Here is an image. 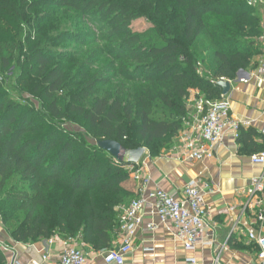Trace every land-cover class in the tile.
Masks as SVG:
<instances>
[{"label":"trees","instance_id":"trees-1","mask_svg":"<svg viewBox=\"0 0 264 264\" xmlns=\"http://www.w3.org/2000/svg\"><path fill=\"white\" fill-rule=\"evenodd\" d=\"M163 1L171 5L168 16L154 0H0V219L16 242L59 234L81 238L95 251L113 249L121 208L139 197L143 181L99 143L162 156L189 116L191 92L195 103L221 101L218 83L235 80L260 55L262 18L248 0ZM56 9L76 14L91 29L72 34L91 50L88 68L109 57L103 68L121 79L118 94L126 85L140 86L135 103L95 97L100 85L111 83L96 77L62 106L66 73L54 65L62 57L36 32ZM140 19L153 28L134 32ZM25 25L31 31L25 33ZM11 77L14 91L37 96L40 107L12 97ZM67 123L81 124L85 133L68 130ZM256 137L240 126V153L263 152ZM6 261L0 250V264Z\"/></svg>","mask_w":264,"mask_h":264},{"label":"crops","instance_id":"crops-1","mask_svg":"<svg viewBox=\"0 0 264 264\" xmlns=\"http://www.w3.org/2000/svg\"><path fill=\"white\" fill-rule=\"evenodd\" d=\"M254 4L264 31V0H254ZM258 45L261 53L250 68L240 70L235 80H226L231 83V90L226 97L222 95V100L228 103L232 119L245 130H254L258 134L255 141L264 145V85L259 78V69L264 65V32ZM191 94L194 95L187 104L196 106L197 93ZM256 154L259 153L253 155ZM253 155L240 153L234 131L226 128L223 144L210 159L185 158L179 137L162 156L149 157L147 161L143 158L139 165L144 170L143 177L150 178L149 191L160 188L178 196L189 184L204 190L208 226L203 240L194 250L187 251L176 240L173 223L162 222L153 205L146 203L142 210L143 223L136 229L126 264H178L191 257L202 264H259V246L249 235L264 231V224L258 220L264 214V192L250 196L249 191L256 179L264 184V165L254 164ZM62 240L67 241L57 234L48 240L18 243L0 228V250L6 255L5 264H60ZM71 244L84 251L89 264H107L105 257L109 250L95 251L81 238H74ZM119 244L117 238L113 248ZM46 254L51 256L48 261L43 258Z\"/></svg>","mask_w":264,"mask_h":264},{"label":"built area","instance_id":"built-area-1","mask_svg":"<svg viewBox=\"0 0 264 264\" xmlns=\"http://www.w3.org/2000/svg\"><path fill=\"white\" fill-rule=\"evenodd\" d=\"M251 4L255 5L254 2ZM259 78L264 85V65L259 69ZM239 127L240 125L232 119L227 102L199 99L196 102L195 112L185 120L184 127L178 136L184 157L194 161L212 158L216 150L223 144L226 128L232 129L237 139ZM252 161L256 165H264V151L253 155ZM131 171L134 172L138 180L143 181V188L138 198L132 200L128 206L121 208L118 235L120 244L117 248L107 252L105 262L107 264H126V256L133 250L136 229L143 223L142 210L146 203L153 205L162 222L171 221L173 223L175 238L183 244L187 251L194 250L196 245L203 240L208 226L209 211L204 201V190L198 185L189 184L181 190L178 196L170 195L160 188L149 191L150 178L143 177L142 166L139 164L133 166ZM263 192L264 184L261 180L256 179L249 191L250 196ZM258 220L264 224V214H261ZM149 228L154 229L155 227L149 226ZM249 236L259 246V264H264V231L258 234L251 233ZM66 240H62L63 249L60 264H89L84 251L72 246L74 238ZM50 243H53L52 239ZM43 258L44 261H48L51 256L46 254ZM178 264L202 263L191 257Z\"/></svg>","mask_w":264,"mask_h":264},{"label":"rangeland","instance_id":"rangeland-1","mask_svg":"<svg viewBox=\"0 0 264 264\" xmlns=\"http://www.w3.org/2000/svg\"><path fill=\"white\" fill-rule=\"evenodd\" d=\"M154 2L156 3V7L159 12L165 13L166 16L169 15L171 7L169 3L164 2L163 0H154ZM50 13L51 18L48 21L43 22L36 29V32L45 39V44L47 47L51 48L60 57H62L54 64L62 67L66 73L68 90H65L59 94L62 98V106H64V98L66 99L68 97L67 95L79 91L87 81H90L96 77L102 79L109 77L111 79V83L109 85H100L95 97L107 98L111 102H113L116 98H120L123 99V102L125 103L128 101L135 103L136 99L138 98V93H140V86L132 84L126 85V90L122 94H118L120 92V86L122 85L119 82L121 79L117 78L115 74H108L106 72L108 67L103 68L111 61L109 57H102L100 64L93 68H88L90 65L89 63L93 61L91 50L84 48L81 44H79L72 34L75 32L90 31L91 29L85 24L81 23L82 21H79L78 16L74 13L58 9L53 12L51 11ZM152 28V24L146 19L136 20L132 24V30L137 33H143ZM31 29V25H25L24 27L25 33L31 31ZM97 49H101V46H97ZM210 64L211 63H209L208 66L203 65L202 71L208 72L207 69L210 67ZM14 81V77H11V79L7 81L8 87L11 91H13L12 97L17 100L29 99L36 107H40V102L37 96L27 95L22 98L19 92L14 91ZM130 96L131 98L133 97V100H128ZM187 105L189 106L188 108L190 109V113H194V104L189 102ZM162 108V106H158L154 110V116L156 119H160L164 116ZM66 128L72 132L85 133V130L81 124L67 123ZM149 157L151 158L149 152L147 151L146 155L144 156V160L147 161ZM0 228L10 235L6 227L3 225L1 219Z\"/></svg>","mask_w":264,"mask_h":264},{"label":"water","instance_id":"water-1","mask_svg":"<svg viewBox=\"0 0 264 264\" xmlns=\"http://www.w3.org/2000/svg\"><path fill=\"white\" fill-rule=\"evenodd\" d=\"M253 1L254 0H248L249 3ZM218 85L222 89L223 97H226L230 93L231 83L229 81H220ZM99 146L107 151L119 163L132 167L138 165L147 153L145 148L129 150L115 141H103L99 143Z\"/></svg>","mask_w":264,"mask_h":264}]
</instances>
